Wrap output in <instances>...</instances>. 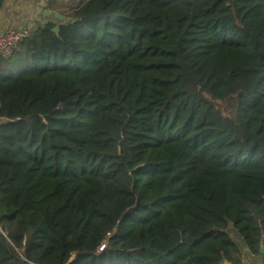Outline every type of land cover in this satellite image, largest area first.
<instances>
[{"label":"trees","instance_id":"16d2710c","mask_svg":"<svg viewBox=\"0 0 264 264\" xmlns=\"http://www.w3.org/2000/svg\"><path fill=\"white\" fill-rule=\"evenodd\" d=\"M49 2L0 54V264H264V0Z\"/></svg>","mask_w":264,"mask_h":264},{"label":"crops","instance_id":"0c3cea01","mask_svg":"<svg viewBox=\"0 0 264 264\" xmlns=\"http://www.w3.org/2000/svg\"><path fill=\"white\" fill-rule=\"evenodd\" d=\"M49 0H0V33L12 29L30 32L44 26L52 17ZM244 264H261L244 249Z\"/></svg>","mask_w":264,"mask_h":264},{"label":"built area","instance_id":"2783aa9c","mask_svg":"<svg viewBox=\"0 0 264 264\" xmlns=\"http://www.w3.org/2000/svg\"><path fill=\"white\" fill-rule=\"evenodd\" d=\"M30 33L29 30L24 29H12L0 33V54L10 57L13 54L14 49L22 43ZM103 249L104 245L99 247V251Z\"/></svg>","mask_w":264,"mask_h":264},{"label":"rangeland","instance_id":"374dc122","mask_svg":"<svg viewBox=\"0 0 264 264\" xmlns=\"http://www.w3.org/2000/svg\"><path fill=\"white\" fill-rule=\"evenodd\" d=\"M231 234L234 236V238L240 243L241 246H243V243L240 239V237L238 236V234L235 231H231Z\"/></svg>","mask_w":264,"mask_h":264},{"label":"water","instance_id":"95a60500","mask_svg":"<svg viewBox=\"0 0 264 264\" xmlns=\"http://www.w3.org/2000/svg\"><path fill=\"white\" fill-rule=\"evenodd\" d=\"M261 250H262V252H264V248L263 247L261 248ZM228 264H230V263H228Z\"/></svg>","mask_w":264,"mask_h":264}]
</instances>
